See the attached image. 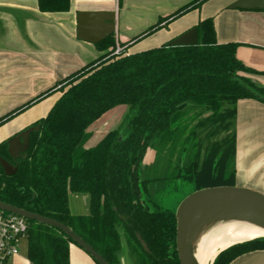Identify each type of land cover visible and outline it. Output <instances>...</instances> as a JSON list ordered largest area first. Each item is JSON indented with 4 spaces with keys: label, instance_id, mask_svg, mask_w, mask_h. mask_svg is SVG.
I'll use <instances>...</instances> for the list:
<instances>
[{
    "label": "trees",
    "instance_id": "16d2710c",
    "mask_svg": "<svg viewBox=\"0 0 264 264\" xmlns=\"http://www.w3.org/2000/svg\"><path fill=\"white\" fill-rule=\"evenodd\" d=\"M202 2L186 4L132 42ZM37 4L41 13H63L70 0ZM196 31L194 46L165 44L119 58L110 57L112 39L98 47L104 54L97 60L2 116L0 125L51 92L61 93L46 117L29 127L23 153L12 157L8 140L0 143V158L16 168L6 175L0 167V202L65 225L108 264H118L124 249L141 264H179L175 213L144 198L146 188L168 178L193 184L194 191L234 186L236 104L264 105V86L243 76L261 73L237 59L238 45L217 44L211 19ZM118 106L128 107L120 125L85 150L88 128ZM148 150L156 174L145 177ZM73 194L87 195L86 216L71 214ZM26 222L30 264H70L69 247L75 244L69 238ZM254 251H264V237L226 249L213 264H230Z\"/></svg>",
    "mask_w": 264,
    "mask_h": 264
},
{
    "label": "crops",
    "instance_id": "0c3cea01",
    "mask_svg": "<svg viewBox=\"0 0 264 264\" xmlns=\"http://www.w3.org/2000/svg\"><path fill=\"white\" fill-rule=\"evenodd\" d=\"M192 1L70 0L67 12L41 13L37 0H0V118L102 56L104 52L98 47L114 39L113 34H106L110 25L105 20L111 14L115 17L114 32L117 28L121 31L118 40L127 46L128 55L169 44L196 29L201 21L211 19L217 44H237V59L261 73L243 76L264 86V6L232 9L239 0H204L198 8L162 22L155 32L132 42ZM82 13L87 17L79 24ZM60 95L53 91L0 125V143L8 140L10 154L17 156L23 151V133L46 117ZM105 123L96 129H103ZM153 160L154 154L147 152L144 164ZM234 186L264 195V105L254 100L236 104ZM82 198L86 203L87 197ZM69 248L70 264H96L77 246L71 244ZM8 264L30 263L20 254ZM230 264H264V251L244 254Z\"/></svg>",
    "mask_w": 264,
    "mask_h": 264
},
{
    "label": "water",
    "instance_id": "95a60500",
    "mask_svg": "<svg viewBox=\"0 0 264 264\" xmlns=\"http://www.w3.org/2000/svg\"><path fill=\"white\" fill-rule=\"evenodd\" d=\"M249 4H253V5L249 7ZM263 6L264 4L262 3V0H239L235 4H233L231 8L252 9V8H263ZM96 16L97 15L94 14V17ZM86 17L87 16L85 14L83 13L80 14L78 16L79 24H81L86 19ZM105 22H108L110 25L109 31L106 34L107 35L113 34L115 28L114 14H111L110 18L106 19ZM196 44H197L196 29H192L191 31L185 33L184 35H181L180 37L169 43L170 46H194ZM31 131L32 129L29 128L23 133L24 147L21 153H23L28 148L29 135ZM11 156L15 157L12 155V153ZM0 167L3 169L6 175H12L16 170L15 167H12L10 164H8L6 161H4L1 158H0ZM213 208H227V209L236 210L242 213L243 215L250 216L264 222V195L257 191H253L247 188H240L236 186H220V187H211V188L197 190L192 194H190L189 196H187L179 204L175 212V219H176L175 248H176L179 264H195L191 257V237L194 231L195 220L197 215L201 211L213 209ZM0 211L15 216H19L21 218H24L25 220L34 221L38 224L50 226L54 229H57L61 231L67 238H69L73 244H75L76 246L81 248L85 253H87L97 264H108L92 247H90L87 243H85L70 228L66 227L65 225L57 221L28 213L26 211L11 207L1 202H0ZM262 237H258V238H262ZM249 241H245L242 243H246ZM242 243H238V244H242ZM223 251L218 252L216 257ZM213 261L210 264H213Z\"/></svg>",
    "mask_w": 264,
    "mask_h": 264
},
{
    "label": "bare ground",
    "instance_id": "6f19581e",
    "mask_svg": "<svg viewBox=\"0 0 264 264\" xmlns=\"http://www.w3.org/2000/svg\"><path fill=\"white\" fill-rule=\"evenodd\" d=\"M264 236V222L227 209L201 211L191 237V257L195 264H210L218 252L238 243Z\"/></svg>",
    "mask_w": 264,
    "mask_h": 264
},
{
    "label": "rangeland",
    "instance_id": "374dc122",
    "mask_svg": "<svg viewBox=\"0 0 264 264\" xmlns=\"http://www.w3.org/2000/svg\"><path fill=\"white\" fill-rule=\"evenodd\" d=\"M121 31L118 28L113 33V38L120 37ZM128 112L127 106H118L109 112H107L102 118L94 122L87 130L89 134V139L86 142L84 148H94L101 140L104 133L111 131L119 126L123 118ZM104 124L103 129L97 130L96 127L100 123ZM164 172V171H163ZM154 169L151 164L146 165L143 170L142 175L145 177H150L155 175ZM194 191V185L189 184L180 179L168 178L167 181L151 183L144 192V198L153 201L159 205L164 210L170 212H176L179 204ZM82 195H69V208L72 215L84 214L87 210V202L84 203ZM27 253V240L23 239L21 242V255L26 257ZM139 262L141 260L139 259ZM134 257H131L126 251L123 250L120 254V264H141Z\"/></svg>",
    "mask_w": 264,
    "mask_h": 264
},
{
    "label": "built area",
    "instance_id": "2783aa9c",
    "mask_svg": "<svg viewBox=\"0 0 264 264\" xmlns=\"http://www.w3.org/2000/svg\"><path fill=\"white\" fill-rule=\"evenodd\" d=\"M127 46L114 39L110 57L128 56ZM27 222L24 218L0 211V264H8L21 254V242L26 239Z\"/></svg>",
    "mask_w": 264,
    "mask_h": 264
},
{
    "label": "flooded vegetation",
    "instance_id": "af4514ba",
    "mask_svg": "<svg viewBox=\"0 0 264 264\" xmlns=\"http://www.w3.org/2000/svg\"><path fill=\"white\" fill-rule=\"evenodd\" d=\"M119 125H120V124H119ZM115 129H116V128H115ZM113 130H114V129H113ZM87 141H88V140H87ZM85 144H86V143H85ZM98 144H99V143H98ZM98 144H97V145H98ZM97 145H96V146H97ZM96 146H95V147H96ZM95 147H94V148H95ZM91 149H93V148H91ZM85 150H86V149H85ZM88 150H90V149H88ZM147 152H151V153L154 154V152L151 151V150H148ZM147 152H146V153H147ZM9 153H10V152H9ZM20 154H21V153H20ZM20 154H18V155H20ZM10 155H11V154H10ZM18 155H17V156H18ZM145 155H146V154H145ZM17 156H15V157H17ZM144 158H145V157H144ZM153 161H154V160H153ZM152 163H153V162H152ZM152 163H151V164H152ZM143 164H144V160H143ZM144 165H146V164H144ZM82 196H86V197H87V195H82ZM87 210H88V197H87ZM87 214H88V213H87Z\"/></svg>",
    "mask_w": 264,
    "mask_h": 264
}]
</instances>
